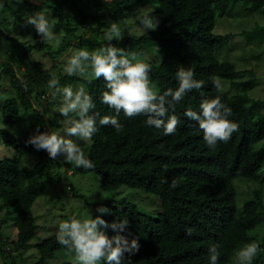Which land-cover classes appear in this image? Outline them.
I'll return each instance as SVG.
<instances>
[{"label":"trees","instance_id":"1","mask_svg":"<svg viewBox=\"0 0 264 264\" xmlns=\"http://www.w3.org/2000/svg\"><path fill=\"white\" fill-rule=\"evenodd\" d=\"M72 0H45L38 6H28L40 12L50 10L57 26L64 32H73L69 17L65 14ZM152 1L154 9L145 12L159 20L156 30H148L137 36H125L112 40L113 46L126 51L155 47L160 59L149 61L150 79L159 92L178 87V68H191L195 79L203 81V87L192 90L175 106L174 112L180 124L175 133L164 135L163 129L147 126L145 116H118L123 129L117 132L111 126H100L89 140L87 157L94 167H74L77 172H93L99 176L100 187L115 189L121 185L138 188L158 197L161 210L155 218H149L136 206L124 200H105L94 205L110 209L101 217L111 224L121 218L128 220L125 235L135 237L139 251L127 253L121 264H211L209 248L216 244L220 256L217 264H228L234 247L253 241L260 247L253 264H263L264 251V203L258 190L252 197L242 201L237 211L232 180L241 177L254 179L264 165V111L262 101L244 94L234 96L219 92L213 80L224 78L241 91L250 88L252 82L236 81L239 74L232 62L218 60L215 53L233 36L232 33L215 34L212 28L216 15H222L226 2L242 1L248 13L259 12L264 18V0H111L110 16H123L141 2ZM139 15L135 23L140 22ZM247 41L264 40V23L240 32ZM11 42L14 54L24 59L32 50L43 51L49 46L39 37L33 43L24 44L16 38L4 35ZM107 46L105 40H79L78 48L89 52ZM53 50L49 54H58ZM67 80L81 81L93 97V112L116 115L113 109L101 103L106 91L103 77L85 79L64 74ZM240 91V92H241ZM220 95L221 100L232 110L230 120L238 125L225 142H218L210 149L198 122L185 117L188 109L200 112L205 99ZM3 122L13 124L17 101L6 99L1 108ZM167 119V117H165ZM0 139L6 146L18 148L19 138L0 128ZM60 163L49 155L39 154L32 167H20L14 159L0 158V206L14 219L15 247L20 248L33 235L35 223L30 211L36 193L56 180L55 169ZM173 181L176 187H172ZM259 228L260 233L254 229ZM111 237L115 232L103 229ZM189 233H191L189 235ZM60 246L57 238L42 239L38 246L41 263L53 249ZM106 264V262H105Z\"/></svg>","mask_w":264,"mask_h":264},{"label":"rangeland","instance_id":"2","mask_svg":"<svg viewBox=\"0 0 264 264\" xmlns=\"http://www.w3.org/2000/svg\"><path fill=\"white\" fill-rule=\"evenodd\" d=\"M45 0H0V128L19 138L18 148L6 146L0 139V158L14 159L20 167L30 168L39 154L48 153L36 150L26 143L28 138L37 130L41 132H63L65 117L59 112L62 96L53 99L50 95L48 82L52 73H56L61 87L72 86L75 90L81 84L79 80H67L63 69L67 59L78 50L79 40H104L103 35L111 23H117L125 36H137L145 32L136 18L155 7L152 1L141 2L129 13L112 17V9L108 6L111 0H72L67 4L65 14L69 17L73 32H64L56 24L54 31L61 37L59 47L52 43L43 51L32 50L24 59L14 54L11 42L4 35L16 38L27 44L35 42L40 36L35 27L26 22V18L34 13H45L49 21H53L50 10L43 9L36 12L29 5L38 6ZM247 5L242 1L226 2L222 15L215 16L212 32L215 34L232 33L228 42L219 49L215 56L218 60H227L233 63L239 71L236 81L252 82V86L241 91L230 85L229 80L217 78L221 83L219 92L227 95L244 94L249 98L262 101L261 111H264V40L247 41L240 35L241 31L262 25L264 18L259 12L248 13ZM55 21V20H54ZM115 40V39H113ZM83 49V48H82ZM59 50L58 54H49ZM138 53V59L146 62H157L160 59L155 47L129 51ZM77 76V75H75ZM79 77V76H77ZM80 79H83L79 77ZM84 85V84H83ZM158 90V89H157ZM241 91V92H240ZM17 101L16 117L12 125L3 122L2 105L4 100ZM63 135V133H61ZM76 140L87 153L89 140ZM264 144V140L254 144L257 147ZM56 160L60 163L55 169L56 180L38 191L31 203L30 211L33 215L35 229L33 235L23 247H15L14 219L7 210L0 206V264H35L39 258L37 246L42 239L57 238L58 224L75 216L83 218L88 215L95 217L103 215L96 211V203L105 200H124L133 203L136 208L149 218H155L160 212V201L157 196L138 188L121 185L115 189L104 190L100 187L99 176L93 172H77L74 165L66 163L63 156ZM235 190V204L240 210L244 199L252 197V191L258 190L264 203V165L254 179L247 180L235 177L232 180ZM254 232L260 233L259 228ZM242 246L234 247L229 255L228 264H236V253ZM264 264V251L261 252ZM74 254L60 244L53 249L41 263L38 264H74Z\"/></svg>","mask_w":264,"mask_h":264},{"label":"clouds","instance_id":"3","mask_svg":"<svg viewBox=\"0 0 264 264\" xmlns=\"http://www.w3.org/2000/svg\"><path fill=\"white\" fill-rule=\"evenodd\" d=\"M26 22L35 27L43 42L52 43L53 47L60 46L61 37L54 31L56 22L49 21L47 14L34 13L26 18ZM140 23L145 31L156 30L159 20L145 13ZM122 36L120 26L111 23L103 35L107 46L92 52L86 49L74 51L63 69L67 75H77L89 83L92 79L103 77L107 90L102 93L101 103L113 109L116 115L101 116L99 112H93V97L83 84L75 90L72 86L61 87L57 74L52 73L48 88L53 99L62 96L58 110L66 118L63 132L37 130L26 143L38 151H46L53 160L63 156L66 163L90 169L94 167L92 161L80 144L69 137H76L79 141L90 140L98 131L97 117L100 126H111L120 132L123 129L118 119L121 111L129 118L142 115L146 117L147 126L162 128L164 135L175 133L180 120L175 114H169L170 110L174 112L175 106L186 93L201 89L203 81L194 78L193 69L180 67L176 72L178 87L159 92L149 76L151 64L138 59V53H130L112 45L113 39L120 40ZM213 85L218 90L221 88L219 80H213ZM184 115L198 122L203 139L210 149H215L218 142L226 143L233 132L239 130L238 125L229 119L232 110L222 102L220 95L202 101L199 113L188 109ZM171 186L176 187V182L173 181ZM96 211L108 214L110 209L100 205ZM127 225L128 220L124 218L109 224L101 215L93 217L90 214L83 218L73 216L59 222L57 240L70 254H74V264H121L126 253L131 256L140 247L135 237L129 240L121 234L127 230ZM109 227L115 232L111 237L103 230ZM208 251L211 264H217L220 256L218 245L213 244ZM259 251L257 242L246 243L236 253V264H253Z\"/></svg>","mask_w":264,"mask_h":264}]
</instances>
